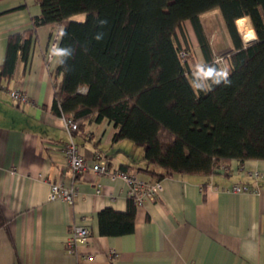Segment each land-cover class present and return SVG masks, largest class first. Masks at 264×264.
<instances>
[{
  "label": "trees",
  "instance_id": "trees-1",
  "mask_svg": "<svg viewBox=\"0 0 264 264\" xmlns=\"http://www.w3.org/2000/svg\"><path fill=\"white\" fill-rule=\"evenodd\" d=\"M37 2L40 14L31 27L7 38L0 86L13 76L17 60L27 63L38 27L62 26L58 63L50 71L52 112L73 121L112 122V142L141 148L145 165L137 172L149 180L228 175L233 160H264V0ZM214 9L233 45L225 56L227 76L201 21ZM79 14L84 20H75ZM186 22L203 59L195 71ZM136 207L128 197L125 212L101 210L99 234H131Z\"/></svg>",
  "mask_w": 264,
  "mask_h": 264
},
{
  "label": "crops",
  "instance_id": "crops-1",
  "mask_svg": "<svg viewBox=\"0 0 264 264\" xmlns=\"http://www.w3.org/2000/svg\"><path fill=\"white\" fill-rule=\"evenodd\" d=\"M39 14L37 0H0V66L8 36L29 29ZM62 29L38 27L27 63L17 60L13 76L1 82L0 264H264V160H233L228 175L164 178L158 199L135 208L131 234H99L101 210L126 211L128 184L95 174L94 162L103 159L111 170L127 166L128 173L150 177L137 172L145 165L140 147L112 142V122L86 120L78 121L74 141L87 169L73 178L62 153L64 122L51 110L57 51L47 62ZM11 90L25 93L29 102L13 100ZM51 184H74V203L50 200ZM234 184L248 191L230 192ZM73 226L87 227L90 237L70 252Z\"/></svg>",
  "mask_w": 264,
  "mask_h": 264
},
{
  "label": "built area",
  "instance_id": "built-area-1",
  "mask_svg": "<svg viewBox=\"0 0 264 264\" xmlns=\"http://www.w3.org/2000/svg\"><path fill=\"white\" fill-rule=\"evenodd\" d=\"M57 44L58 39L55 37L51 42L50 50L47 54V62H50L53 59L54 52L57 50ZM180 57L185 59L186 53L181 51ZM215 62L218 63L223 76H227V71L221 67V59L215 58ZM9 95L13 100L21 104L29 102L28 96L19 90H11L9 91ZM62 119L64 122L65 131L68 135V141L63 146L62 153L66 158L68 167L71 169L73 178L76 179L83 171L87 169L85 157L79 152L78 146L74 141V134L79 129V122L73 121L71 119ZM224 169L225 168L222 167L220 170L223 171ZM91 170L98 175L108 176L112 179L119 178L125 181L128 184V197L133 198L137 206L143 205L146 202L156 201L161 192V181L142 179L137 177L136 174L119 170H111L108 163L103 159H99L97 162H94ZM251 175L253 177H257L258 173H251ZM229 191L233 193H244L248 191V187L243 184H234L229 188ZM76 196L77 189L74 184L70 187H63L58 184L50 185V200L61 199L72 205ZM89 237L90 230L87 227L73 226L67 241V247L69 251H75L76 246L87 242ZM93 258V255H88L87 259L93 260Z\"/></svg>",
  "mask_w": 264,
  "mask_h": 264
},
{
  "label": "rangeland",
  "instance_id": "rangeland-1",
  "mask_svg": "<svg viewBox=\"0 0 264 264\" xmlns=\"http://www.w3.org/2000/svg\"><path fill=\"white\" fill-rule=\"evenodd\" d=\"M202 15L203 16H201V21L203 23V27L207 33V36L210 40L215 58L221 59V62H220L221 67L222 69L226 70L228 73V67H227V63L225 60V56L233 48V45L229 37V34L227 32L226 26L221 17V14L217 9H214ZM84 18H85L84 14H79L75 16V20L82 21L84 20ZM248 23L250 27L252 28L249 19H248ZM183 28H184V34L186 35V38L188 40V44L190 47L189 64L191 68L195 71L196 69H200V65H201L200 64L201 56L199 53V48H198L197 41H196V38L194 36L191 26L188 23H185L183 25ZM179 35L181 39L183 40L182 38L183 35L181 34ZM255 39H256L255 36H252L250 43L253 42ZM243 43L246 44L245 42Z\"/></svg>",
  "mask_w": 264,
  "mask_h": 264
}]
</instances>
